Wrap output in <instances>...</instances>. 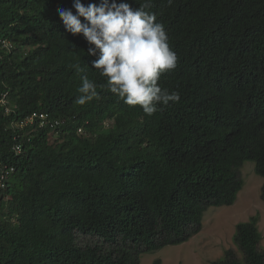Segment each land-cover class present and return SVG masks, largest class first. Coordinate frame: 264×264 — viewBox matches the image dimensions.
<instances>
[{
	"label": "trees",
	"instance_id": "1",
	"mask_svg": "<svg viewBox=\"0 0 264 264\" xmlns=\"http://www.w3.org/2000/svg\"><path fill=\"white\" fill-rule=\"evenodd\" d=\"M73 4L0 0V264H138L234 205L245 162L264 178V0H150L178 57L158 84L180 95L152 116L111 93L98 55L66 31L58 9ZM81 75L99 94L85 105ZM259 220L238 223L237 250L211 264H264Z\"/></svg>",
	"mask_w": 264,
	"mask_h": 264
},
{
	"label": "clouds",
	"instance_id": "2",
	"mask_svg": "<svg viewBox=\"0 0 264 264\" xmlns=\"http://www.w3.org/2000/svg\"><path fill=\"white\" fill-rule=\"evenodd\" d=\"M73 7L75 14L71 9H58V14L67 32L73 35L82 34L86 39L90 45L87 55H98L92 66L106 78L107 88L111 93L127 105L140 106L148 116L162 110L158 106L179 102L178 92L169 93L158 84L162 74L177 68L178 57L169 44L164 25L157 22L155 13L146 10L150 7V0H145L135 10L130 4L117 3L116 0H101L99 4L90 3L87 6L82 0H74ZM81 18H84V22ZM6 46L11 47L8 43ZM73 67L77 74L84 72L79 64ZM80 79L82 83L77 89L80 95L75 99V103L85 105L93 99H98L95 82L87 75H81ZM47 117L48 114L35 112L29 121L40 119L44 123ZM26 124L27 121L25 124L21 123ZM13 151L20 154L22 146L15 144ZM76 241L81 248L107 246L105 241L89 235L78 234ZM127 248L130 249L129 244ZM140 251L138 264H141L140 257L143 254L157 253L141 249Z\"/></svg>",
	"mask_w": 264,
	"mask_h": 264
},
{
	"label": "rangeland",
	"instance_id": "3",
	"mask_svg": "<svg viewBox=\"0 0 264 264\" xmlns=\"http://www.w3.org/2000/svg\"><path fill=\"white\" fill-rule=\"evenodd\" d=\"M244 181L237 201L229 207H211L204 216L202 231L189 241L176 246H167L157 253L143 254L141 264H211L223 258L228 249L237 250L233 237L235 227L258 215L259 229L264 247V201L262 188L264 178L255 173V163L247 161L240 170ZM88 241V240H86Z\"/></svg>",
	"mask_w": 264,
	"mask_h": 264
},
{
	"label": "built area",
	"instance_id": "4",
	"mask_svg": "<svg viewBox=\"0 0 264 264\" xmlns=\"http://www.w3.org/2000/svg\"><path fill=\"white\" fill-rule=\"evenodd\" d=\"M8 174V173H7ZM7 174H2V177H1V181H4L5 180V178L7 177ZM4 186V185H3Z\"/></svg>",
	"mask_w": 264,
	"mask_h": 264
}]
</instances>
